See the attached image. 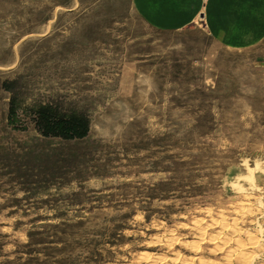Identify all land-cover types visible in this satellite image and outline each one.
Here are the masks:
<instances>
[{"label": "rangeland", "instance_id": "rangeland-1", "mask_svg": "<svg viewBox=\"0 0 264 264\" xmlns=\"http://www.w3.org/2000/svg\"><path fill=\"white\" fill-rule=\"evenodd\" d=\"M40 105L86 136L43 135ZM263 245L252 49L131 0H0V264H264Z\"/></svg>", "mask_w": 264, "mask_h": 264}, {"label": "crops", "instance_id": "crops-1", "mask_svg": "<svg viewBox=\"0 0 264 264\" xmlns=\"http://www.w3.org/2000/svg\"><path fill=\"white\" fill-rule=\"evenodd\" d=\"M159 31L203 30L222 47L252 49L264 63V0H131Z\"/></svg>", "mask_w": 264, "mask_h": 264}, {"label": "trees", "instance_id": "trees-1", "mask_svg": "<svg viewBox=\"0 0 264 264\" xmlns=\"http://www.w3.org/2000/svg\"><path fill=\"white\" fill-rule=\"evenodd\" d=\"M10 83L5 88H10ZM15 99L9 107V121L14 122L17 112ZM36 112V124L45 136H60L66 139L81 138L88 132V119L83 114H61L50 105H40Z\"/></svg>", "mask_w": 264, "mask_h": 264}, {"label": "bare ground", "instance_id": "bare-ground-1", "mask_svg": "<svg viewBox=\"0 0 264 264\" xmlns=\"http://www.w3.org/2000/svg\"><path fill=\"white\" fill-rule=\"evenodd\" d=\"M247 202V201H246ZM240 206V205H239ZM246 206V205H245ZM241 207V206H240ZM224 211V210H223ZM236 212V211H235ZM243 213V212H242ZM216 220H218V219H216ZM235 220V219H234ZM225 221V220H224ZM215 222V221H214ZM225 223V222H224ZM233 226V225H232ZM225 227V226H224ZM240 231V230H239ZM252 236V235H251ZM254 237V236H253ZM263 247H264V245H263ZM242 259V258H241ZM172 260V259H171ZM193 262V261H192ZM203 262V261H202ZM243 262V261H242ZM244 263V262H243ZM246 264V263H245Z\"/></svg>", "mask_w": 264, "mask_h": 264}]
</instances>
